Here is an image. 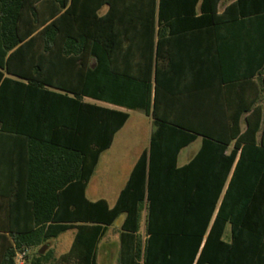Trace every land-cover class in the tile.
<instances>
[{
  "label": "trees",
  "instance_id": "obj_1",
  "mask_svg": "<svg viewBox=\"0 0 264 264\" xmlns=\"http://www.w3.org/2000/svg\"><path fill=\"white\" fill-rule=\"evenodd\" d=\"M219 2L0 0V198L9 213L33 205L0 216L10 238L0 233V264L25 247L34 252L24 264H97L121 214L118 264H264V0L221 12ZM220 33L240 43L248 70L202 63ZM184 42L194 50L181 71L174 47ZM84 97L151 119L112 206L85 190L129 113ZM70 228L66 254L38 253Z\"/></svg>",
  "mask_w": 264,
  "mask_h": 264
},
{
  "label": "rangeland",
  "instance_id": "obj_2",
  "mask_svg": "<svg viewBox=\"0 0 264 264\" xmlns=\"http://www.w3.org/2000/svg\"><path fill=\"white\" fill-rule=\"evenodd\" d=\"M129 113L130 119L117 132L111 147L105 150L99 158L97 167L86 190V196L91 200L102 196L109 202L114 201L119 188L123 185L141 149L148 146L151 129L149 119L139 110H130ZM199 144L200 140L198 139L183 149L178 160L179 164L185 162L188 156H190V152L195 151ZM124 216V214L119 215L105 233V237L110 236L109 240L113 239L114 244L109 258L105 257L104 253L102 254V264H118L116 244L118 242V231L120 230ZM144 230L143 213L140 226V234L143 236ZM73 236L74 230H67L56 238H52L49 242L55 245L56 252L61 254L69 249ZM31 255H33V251H30L26 260H29Z\"/></svg>",
  "mask_w": 264,
  "mask_h": 264
},
{
  "label": "crops",
  "instance_id": "obj_3",
  "mask_svg": "<svg viewBox=\"0 0 264 264\" xmlns=\"http://www.w3.org/2000/svg\"><path fill=\"white\" fill-rule=\"evenodd\" d=\"M231 1H233V0H220L219 5H218V11L221 12L224 9V7L228 3H230ZM217 37L218 38H221V40H219V42H218V43H220L219 44V52H217L215 54H209L210 53L209 50L211 48H209V45L207 43H205V45H204L205 51H201L199 53V55L201 56V58H205L204 60H202L203 61L202 63L208 65V64L214 62L215 64L221 66V68H218V69L219 70H222V71L248 70L249 69V65H248V62L245 61V58L243 57L244 55H243V51L240 48V43H238V42H232V41H234L233 39H231L232 38V35L231 36L230 35H225V33H220V34H218ZM198 47H200V44L198 45ZM174 48H175V62H176V68L175 69L176 70L183 71V70L186 69V66L188 64L187 62L189 61L187 59V56H188V51L187 50H191V49L194 50V45H193V43H190V42L177 43V44H175V47ZM234 50H237V51H234ZM208 58H211V59L214 58V59L211 60V59H208ZM210 69H211V67H209V68H203L202 70H210ZM83 100L86 101V102H89V103H94V104H99V105H103V106L110 107V108H116V109H119V110H124V111H127L128 113L130 111L129 109L122 108V107H119V106H115L113 104H110V103H107V102H102V101H99V100H95V99H92V98H89V97H84ZM147 118L149 119L150 124H151V119L149 117H147ZM129 119H130V113H129V117H128L127 121ZM127 121L125 122V124L123 125V127L126 125ZM121 129H119L118 131H120ZM151 129H152V125H151ZM151 129H150V133H151ZM117 132L115 133V135L117 134ZM115 135H114V137H115ZM114 137H113V140H114ZM198 139L200 140V138H198ZM113 140H112V143H113ZM112 143H111V145H112ZM200 143H201V141H200ZM111 145H110V147H111ZM199 147H200V144H199V146L197 147V149L195 151H193V152L191 151L190 152V156H188V158H187V160L185 162H183L182 164H179V162H178V165L181 166V165L187 163L196 154V152L198 151ZM145 148H143V149H145ZM143 149H141V151ZM182 150L180 151V153L178 155V160H179V157H180V154H181ZM101 154H100V156H101ZM100 156H99V158H100ZM97 164H98V162H97ZM97 164L95 166V169L97 167ZM14 167L15 168L17 167V158L16 157H14ZM95 169H94V171H95ZM93 174H94V172H93ZM93 174H92V176H93ZM92 176L90 177V179L88 181V184L90 183V181L92 179ZM127 178H128V176L126 177L125 181L123 182V185L127 181ZM16 180H17V177H9L8 180H7V182L8 183H14V181H16ZM88 184H87V186H88ZM123 185L119 188V191L123 187ZM86 190H87V187H86ZM86 190H85V192H86ZM119 191H118V194H119ZM118 194H117V196H118ZM117 196H116V198H117ZM99 199H105L106 200V198H104V197L101 196V197L94 198L93 201L94 200H99ZM106 201L108 202V204L110 206H112L115 203L116 199L114 201H111V202H109L108 200H106ZM0 202L2 203V205L0 207V216H3V217H7L8 214H28V213L30 214L32 212L33 205L32 204H25L22 207L13 206L12 209H14V211L12 213H9V207H8V203H7L8 201L6 199H1L0 198ZM17 210H19V211L17 212ZM21 210H24V211H21ZM68 230H74V234H75V229L74 228H70ZM0 233H2L3 235H5V237L7 238V240H10L8 234L6 233V229L5 228H0ZM73 238H74V236H73ZM109 238H110V236L105 237V235H104L101 238V240L99 241V243H98L97 253H96V263L97 264H99V262H100V264L103 263V260H102L103 255L105 257L109 258L110 254H111V248L113 247L114 242H113V239L112 240L111 239L109 240ZM4 240L5 239L3 237H0V257H1V255L3 253L2 245L3 244L4 245L6 244V243H4L6 240L5 241ZM49 241H47V243L44 244V245H47L44 253L46 251H48V250H52V252H53L52 253V258H53V260H58L62 255L66 254L69 251V249H70V247L72 245V243H71L69 249L66 252L59 254L58 252H56V246L55 245H52ZM72 242H73V240H72ZM116 247H117V252H118V254H117V263H118L119 252H120V230L118 231V242L116 244ZM30 251H33L34 252L33 249L32 250L30 249ZM31 258H32V255L29 257L28 262L31 260ZM60 264H66V263L65 262H60ZM67 264H69V263H67Z\"/></svg>",
  "mask_w": 264,
  "mask_h": 264
},
{
  "label": "built area",
  "instance_id": "obj_4",
  "mask_svg": "<svg viewBox=\"0 0 264 264\" xmlns=\"http://www.w3.org/2000/svg\"><path fill=\"white\" fill-rule=\"evenodd\" d=\"M30 253L29 248H22L15 253L13 264H24L28 254Z\"/></svg>",
  "mask_w": 264,
  "mask_h": 264
},
{
  "label": "water",
  "instance_id": "obj_5",
  "mask_svg": "<svg viewBox=\"0 0 264 264\" xmlns=\"http://www.w3.org/2000/svg\"><path fill=\"white\" fill-rule=\"evenodd\" d=\"M47 245H42L39 249H38V253L39 254H43L45 249H46Z\"/></svg>",
  "mask_w": 264,
  "mask_h": 264
}]
</instances>
